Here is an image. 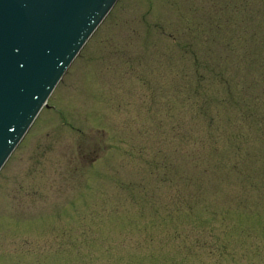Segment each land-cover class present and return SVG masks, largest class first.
Segmentation results:
<instances>
[{"label":"rangeland","instance_id":"rangeland-1","mask_svg":"<svg viewBox=\"0 0 264 264\" xmlns=\"http://www.w3.org/2000/svg\"><path fill=\"white\" fill-rule=\"evenodd\" d=\"M259 19L118 0L0 171V264H264V75L223 60Z\"/></svg>","mask_w":264,"mask_h":264},{"label":"water","instance_id":"water-1","mask_svg":"<svg viewBox=\"0 0 264 264\" xmlns=\"http://www.w3.org/2000/svg\"><path fill=\"white\" fill-rule=\"evenodd\" d=\"M115 0H0V167Z\"/></svg>","mask_w":264,"mask_h":264},{"label":"trees","instance_id":"trees-1","mask_svg":"<svg viewBox=\"0 0 264 264\" xmlns=\"http://www.w3.org/2000/svg\"><path fill=\"white\" fill-rule=\"evenodd\" d=\"M244 20L245 19H243L241 21H244ZM259 23H260V26H258V28H260L262 30L263 27H261V26H264V20L259 19ZM218 26H219V24H218ZM231 34H233V33H231ZM236 36H238V35H236ZM252 39L253 40L256 39V41L259 40V39L260 40H264V32L257 33V34L253 33L252 36L250 35V32H249L247 35H245L244 38L242 36L239 39L241 41L240 45H237V48H235L237 50H232L231 49V47L233 46V44H231L229 42L225 43L224 44V48H225V51H226V56L223 58V60H226V61L227 60H231L235 56V58H233V59H235V60L238 59L237 61H240L241 60L242 62H244L242 65H244L245 72H247V73H253V75H255L256 72H259L261 74V76H263L264 75V59H263L264 53H263V48H261L259 46H256V47H247V46H249V43L253 41ZM186 45H187V43H186ZM192 55H194V54H192ZM192 55L189 52V56H192ZM209 69H210V71H209V77L211 75L214 76V79H220V78H223L224 77V74L221 71H217V70H219L218 67H211V66H209L208 70ZM197 76H198V73H197ZM201 78L204 80L205 75L204 74H201ZM244 83L245 82H243V84ZM251 84H252V86L255 85L254 83H251ZM245 85H248L243 90L246 93V92H248V91L251 90V85L250 84H247V83H245ZM252 89L254 90L255 87H253ZM195 91L196 90H194V92ZM188 101L189 102H187V103H188V105H190L192 103V98H190ZM194 105H195L196 109L200 111V114H201L200 103L199 102H196ZM234 109L236 110V106H233L232 110H234ZM202 114L204 115L205 112H202ZM206 116L209 119L216 120L215 117L212 118V114L211 113L208 114V115H206ZM194 243H197V241H194Z\"/></svg>","mask_w":264,"mask_h":264}]
</instances>
